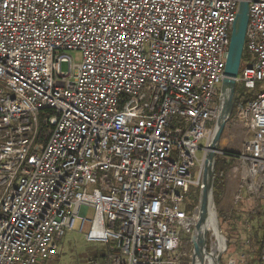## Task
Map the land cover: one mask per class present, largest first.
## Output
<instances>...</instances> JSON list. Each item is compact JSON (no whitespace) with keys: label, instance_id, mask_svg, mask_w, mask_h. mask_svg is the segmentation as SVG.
<instances>
[{"label":"built area","instance_id":"1","mask_svg":"<svg viewBox=\"0 0 264 264\" xmlns=\"http://www.w3.org/2000/svg\"><path fill=\"white\" fill-rule=\"evenodd\" d=\"M239 2L0 0V264L53 259L89 209L109 264H181ZM244 51L250 137L228 175L264 199V0H248Z\"/></svg>","mask_w":264,"mask_h":264},{"label":"rangeland","instance_id":"2","mask_svg":"<svg viewBox=\"0 0 264 264\" xmlns=\"http://www.w3.org/2000/svg\"><path fill=\"white\" fill-rule=\"evenodd\" d=\"M235 90L237 94L240 93L244 96H252L255 94L252 91L245 90L242 84L239 83L236 85ZM235 115L236 112L226 123L218 146L221 153L218 155L239 152L243 143L250 137L246 130L238 123ZM205 145V141L200 143V146L203 148ZM203 154L204 151H198L197 158L202 160ZM230 159V167H232L233 159ZM229 170L228 172H230ZM228 172L225 176L226 188L221 202L217 207L214 205L217 221L226 240V249L221 254L219 264H230V262L234 264H246L245 262L254 256L248 252L251 249L257 250L256 246H254L255 235L257 238H260L263 233L264 199L258 195L250 194L243 185V183H246L243 181L241 183L239 181L240 177L235 173L228 175ZM198 187L200 185L189 190L188 194L190 195L185 197L186 205L192 203L194 198L199 194L198 189H196ZM220 212L225 213L227 217L225 219L220 218ZM92 218L93 210L89 209L86 216L87 221L82 231H80L81 222L78 219L75 220L71 230L67 228L63 229L62 236L56 241V256L41 264H109L108 253L115 248L114 244L89 243L85 240V234L89 231L90 227L89 221ZM190 234L191 231L187 233L184 231L181 232L179 249L183 256L181 264L191 263L192 245L190 242ZM207 234L208 238H210L211 233L208 232Z\"/></svg>","mask_w":264,"mask_h":264},{"label":"water","instance_id":"3","mask_svg":"<svg viewBox=\"0 0 264 264\" xmlns=\"http://www.w3.org/2000/svg\"><path fill=\"white\" fill-rule=\"evenodd\" d=\"M247 24L248 0H240L235 20L231 27L224 67V79L220 85L219 110L212 136L202 158V174L197 206L198 214L190 234L192 245L190 264H208L209 260L213 261V264H219L221 254L226 249V240L217 221L213 202L214 168L216 156L221 153L218 148L219 142L233 110L236 79L242 65ZM210 210L214 212L218 236L224 241V250L222 252L216 251V246H214L216 239L211 240L208 238L206 225L210 217Z\"/></svg>","mask_w":264,"mask_h":264},{"label":"trees","instance_id":"4","mask_svg":"<svg viewBox=\"0 0 264 264\" xmlns=\"http://www.w3.org/2000/svg\"><path fill=\"white\" fill-rule=\"evenodd\" d=\"M248 59H249V56L246 54V52L245 54L243 52L242 64L247 62ZM254 98H255V94H253L252 96H244L240 93L237 94L235 90L233 110H232L230 119L233 117L237 109L244 107L249 101L253 100ZM47 134H48V130L41 129L39 140L41 141L43 138L47 137ZM230 158L231 156L226 153V154L216 156V159H215L214 182H213V202L216 207L219 206L222 196L225 192V188H226L225 176L231 166ZM196 189H198L199 191V187ZM189 195L190 194H187V196ZM198 197H199V194L194 198L192 203H189L188 205L185 206V210L188 214H191L198 206ZM219 217L225 219L227 216L225 215V213L220 212ZM262 231L263 233L260 238H257L256 235L254 237V246H256L257 250H253L250 248L251 250L248 253L254 256L252 259L245 262L246 264H255L259 260L261 246L264 241V222L262 225ZM116 252L117 251L115 249L110 251L108 253V258H110L112 254Z\"/></svg>","mask_w":264,"mask_h":264},{"label":"bare ground","instance_id":"5","mask_svg":"<svg viewBox=\"0 0 264 264\" xmlns=\"http://www.w3.org/2000/svg\"><path fill=\"white\" fill-rule=\"evenodd\" d=\"M216 223L217 222L214 217V212L213 210H210V217L207 222L206 228L208 229V232L212 233V237L216 239V243L214 244V246H216V251L222 252L224 250V241L218 236V232L216 230ZM208 264H213V261L209 260Z\"/></svg>","mask_w":264,"mask_h":264}]
</instances>
